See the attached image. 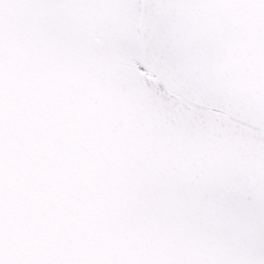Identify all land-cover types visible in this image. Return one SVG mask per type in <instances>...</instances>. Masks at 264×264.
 Here are the masks:
<instances>
[{
    "label": "snow or ice",
    "instance_id": "obj_1",
    "mask_svg": "<svg viewBox=\"0 0 264 264\" xmlns=\"http://www.w3.org/2000/svg\"><path fill=\"white\" fill-rule=\"evenodd\" d=\"M0 264H264V0H0Z\"/></svg>",
    "mask_w": 264,
    "mask_h": 264
}]
</instances>
